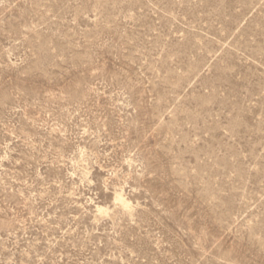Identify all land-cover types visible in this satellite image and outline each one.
<instances>
[{"label": "rangeland", "instance_id": "1", "mask_svg": "<svg viewBox=\"0 0 264 264\" xmlns=\"http://www.w3.org/2000/svg\"><path fill=\"white\" fill-rule=\"evenodd\" d=\"M0 264H264V0H0Z\"/></svg>", "mask_w": 264, "mask_h": 264}, {"label": "bare ground", "instance_id": "2", "mask_svg": "<svg viewBox=\"0 0 264 264\" xmlns=\"http://www.w3.org/2000/svg\"><path fill=\"white\" fill-rule=\"evenodd\" d=\"M118 201L120 202L121 201V203L123 204V205H126L127 206V203H126V200H124V199H122V197H118ZM128 208V207H127Z\"/></svg>", "mask_w": 264, "mask_h": 264}]
</instances>
